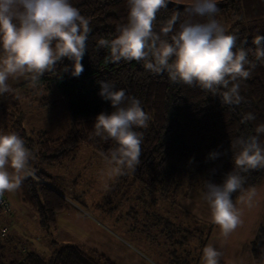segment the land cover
<instances>
[{"label":"trees","instance_id":"trees-1","mask_svg":"<svg viewBox=\"0 0 264 264\" xmlns=\"http://www.w3.org/2000/svg\"><path fill=\"white\" fill-rule=\"evenodd\" d=\"M70 3L90 21L92 29L81 61L84 71L78 77L72 76V61L64 58L58 64L59 75L46 73L38 81L54 78L55 94L41 98L38 104L52 114L65 110L72 124L70 129L62 136L47 130H33L31 135L27 134L25 112L15 91L31 84L29 79L10 86L13 92L0 96V124L19 135L26 148L35 152L33 175L23 180L19 190L22 202L36 215L40 227L57 228L58 213L66 210L69 201L49 182L50 175L42 166L60 165L73 159L84 144L105 157L117 146L114 141L93 135L96 116L114 111L110 101L99 95V81L102 80L111 82L116 90L123 89L126 96L138 99L150 116L147 128L135 129L142 136V144L140 164L131 173L134 180L144 181L147 187L160 191L168 199L179 196L182 186L190 188L193 184L192 178L184 181L180 175L181 166L187 163L195 167L193 172L201 181L203 194L207 181L222 183L225 174L234 169V157L239 150L231 147L232 142L239 137L255 135V127L264 124V64L257 62L251 77L241 82L240 94L244 101L240 105H222L219 96L199 87L172 83L166 73L156 75L147 71L142 61L110 62L109 49L97 48L99 39L115 38L117 28L127 23L128 0H70ZM217 7L215 19L231 22L226 33L235 35L236 49H245L249 59L254 60L257 46L253 38L264 36V0H218ZM185 9L169 5L161 9L154 29L158 32L177 12L181 16L174 26L176 30L185 19L206 21L207 17H188ZM65 65L69 66V71H61ZM127 103L125 101L124 106ZM247 113H253L255 119L241 123ZM259 140L264 145V134L259 135ZM213 151L222 155L209 159ZM244 175L243 191L233 193V201L264 181V169ZM5 196L9 201L6 193ZM10 206L11 217L4 219H8L4 224L7 233L3 235L0 230V264H117L103 254H88L74 243L56 242L58 245L50 252L30 246V240H21L16 235L17 230L11 228L15 216L11 202ZM250 247L255 263L264 264V220Z\"/></svg>","mask_w":264,"mask_h":264},{"label":"clouds","instance_id":"clouds-1","mask_svg":"<svg viewBox=\"0 0 264 264\" xmlns=\"http://www.w3.org/2000/svg\"><path fill=\"white\" fill-rule=\"evenodd\" d=\"M174 2L177 0H128L127 23L117 28L115 38L99 39L97 48L109 49L110 62L142 61L147 71L156 75L166 73L172 83L199 87L219 96L222 105H240L244 101L241 82L251 77L257 62L264 64V36L253 38L257 47L255 59L250 60L245 49H236L237 37L226 33L215 19L219 11L217 0H191L186 7L188 17H207L205 22L185 19L176 30L174 26L181 16L177 12L157 32V13ZM91 31L90 21L70 0H0V96L13 92L9 78L26 77L35 88L46 73L59 75L58 64L64 58L72 61L71 75H81V61ZM61 71H69V66ZM99 83V95L110 101L114 111L96 116L93 135L116 142L117 146L106 157L104 172L112 179L134 172L140 164L142 136L135 129L147 128L150 116L139 100L126 96L123 89L116 90L109 81ZM254 119L253 113H247L241 123ZM255 133L232 142L231 147L239 150L234 157V169L225 174L223 182L205 183L204 199L211 221L225 238L241 223V209L233 202L232 194L243 191L245 173L264 169V145L259 140L264 124L256 126ZM220 155L213 151L208 158ZM32 158L19 135L0 133V198L16 192L23 180L33 175L29 166ZM256 195L255 188L249 189L238 203L251 207ZM221 255L217 248L208 245L203 249V264H220Z\"/></svg>","mask_w":264,"mask_h":264},{"label":"rangeland","instance_id":"rangeland-1","mask_svg":"<svg viewBox=\"0 0 264 264\" xmlns=\"http://www.w3.org/2000/svg\"><path fill=\"white\" fill-rule=\"evenodd\" d=\"M177 3L189 5L191 0ZM217 20L225 30L231 26L230 21ZM25 80L9 78L8 82L13 87ZM15 94L25 112L28 135L33 130H47L62 136L72 126L65 110L52 114L38 104L41 98L55 94L54 78L37 82L35 88L29 84ZM0 133L13 132L0 124ZM30 152L33 169L35 152ZM42 167L50 175L49 182L69 200L66 210L58 213L57 228L40 227L36 215L22 202L19 189L6 193L15 216L11 228L17 230L18 238L30 240V246L40 251L50 252L56 242H69L117 264H203V249L212 245L222 253L220 264H256L250 243L264 220V181L255 187L257 195L251 207L239 204V198L233 201L241 209V223L225 238L211 221L201 181L191 164L182 165L180 175L184 181L192 178V186H182L180 195L169 199L144 181L134 180L131 173L108 178L104 174L106 157L89 145H82L75 157L63 164Z\"/></svg>","mask_w":264,"mask_h":264},{"label":"built area","instance_id":"built-area-1","mask_svg":"<svg viewBox=\"0 0 264 264\" xmlns=\"http://www.w3.org/2000/svg\"><path fill=\"white\" fill-rule=\"evenodd\" d=\"M0 230L1 233L4 235L7 233V227L4 225L5 221L3 222L2 219H5L7 217H11V206L10 202L4 195V197L0 198Z\"/></svg>","mask_w":264,"mask_h":264},{"label":"water","instance_id":"water-1","mask_svg":"<svg viewBox=\"0 0 264 264\" xmlns=\"http://www.w3.org/2000/svg\"><path fill=\"white\" fill-rule=\"evenodd\" d=\"M169 6H172V7H177V8H186L188 5H185V4H180V3H177V2H174V3H170Z\"/></svg>","mask_w":264,"mask_h":264},{"label":"crops","instance_id":"crops-1","mask_svg":"<svg viewBox=\"0 0 264 264\" xmlns=\"http://www.w3.org/2000/svg\"><path fill=\"white\" fill-rule=\"evenodd\" d=\"M180 198H181V197H180ZM180 198H179V202H181V201H182V199H180ZM7 220H8V219H7ZM7 220H5V223H7V222H6ZM10 222H11V221H10Z\"/></svg>","mask_w":264,"mask_h":264}]
</instances>
